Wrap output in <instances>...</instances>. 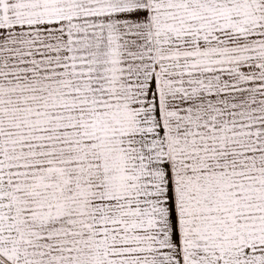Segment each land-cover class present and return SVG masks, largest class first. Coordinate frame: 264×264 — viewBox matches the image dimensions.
Returning <instances> with one entry per match:
<instances>
[{"label": "snow or ice", "instance_id": "1", "mask_svg": "<svg viewBox=\"0 0 264 264\" xmlns=\"http://www.w3.org/2000/svg\"><path fill=\"white\" fill-rule=\"evenodd\" d=\"M0 264H264V0H0Z\"/></svg>", "mask_w": 264, "mask_h": 264}]
</instances>
